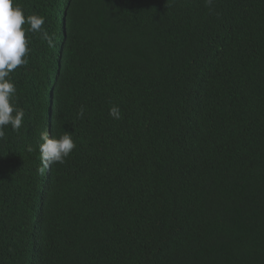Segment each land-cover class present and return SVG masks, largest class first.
Segmentation results:
<instances>
[{"label":"trees","instance_id":"trees-1","mask_svg":"<svg viewBox=\"0 0 264 264\" xmlns=\"http://www.w3.org/2000/svg\"><path fill=\"white\" fill-rule=\"evenodd\" d=\"M15 2L0 264H264V0ZM45 131L77 146L41 172Z\"/></svg>","mask_w":264,"mask_h":264},{"label":"clouds","instance_id":"clouds-1","mask_svg":"<svg viewBox=\"0 0 264 264\" xmlns=\"http://www.w3.org/2000/svg\"><path fill=\"white\" fill-rule=\"evenodd\" d=\"M211 5L212 0H205ZM27 24L29 27H23ZM45 18L39 15L26 17L24 9L15 0H0V139L5 136L4 129L8 126L18 131L23 126L25 112L15 101L17 88L11 80V74L18 67L27 63L30 53L27 32H41ZM43 39L52 44V38L45 31ZM83 110L80 115L83 116ZM109 115L113 119L121 118L119 106H112ZM43 141L39 145L42 167L40 171L50 169L55 164H63L76 148L73 134L65 132L59 138L45 131L41 134ZM28 151H33L29 146Z\"/></svg>","mask_w":264,"mask_h":264}]
</instances>
